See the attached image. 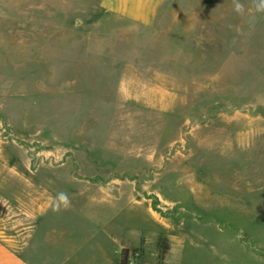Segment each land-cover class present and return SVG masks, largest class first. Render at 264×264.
<instances>
[{
    "label": "rangeland",
    "instance_id": "obj_1",
    "mask_svg": "<svg viewBox=\"0 0 264 264\" xmlns=\"http://www.w3.org/2000/svg\"><path fill=\"white\" fill-rule=\"evenodd\" d=\"M175 6L167 51L115 18L73 27L78 0H0V229L21 242L28 184L31 263L264 264V0Z\"/></svg>",
    "mask_w": 264,
    "mask_h": 264
},
{
    "label": "crops",
    "instance_id": "obj_2",
    "mask_svg": "<svg viewBox=\"0 0 264 264\" xmlns=\"http://www.w3.org/2000/svg\"><path fill=\"white\" fill-rule=\"evenodd\" d=\"M78 1H80L81 4L88 5L92 12L89 18L78 14L75 15L72 22L73 27H82L88 20H92V14L95 16V20L99 19V15L115 18L120 22L128 24V26L121 31V34L130 33V39H133L135 38L138 30L144 31V33H149L152 37V47H161L165 50L167 47V51L170 44L166 38L164 39V37L170 31V25L177 19V14L183 11L182 8L175 6L179 0ZM170 13H172L173 17H170L169 20H167L168 14ZM27 14H29V11ZM186 14H191V11L186 12ZM202 20L205 21V18ZM154 37H157V40ZM129 43L130 42L127 44ZM138 44L140 46H146L140 44L139 42ZM189 45L196 48L194 41H190ZM125 52L128 51L125 50ZM136 53L137 52L134 51L135 55L133 59L139 62L137 59L140 55ZM165 57H167V55ZM137 75L138 74H133L127 77L126 82L123 83L120 88L121 94L124 93L125 96H128L129 94L134 96L136 95L133 90L135 89L134 87L136 85L135 80L138 77ZM152 78L155 82L152 85L153 93H151L148 97L154 101L152 103L154 108L164 109L168 104L165 103L164 100L167 99L168 94L173 93V88L169 86V83H171L169 80L173 79V74L171 75L155 71ZM125 87L130 88L131 90H126ZM146 94H148V92H146ZM28 186L29 185L27 184L24 188V191H27L28 194H26V198L22 199V229L17 233L18 236H21V242L19 244L18 242H15V239L17 238L12 231L0 229V264H39V255L34 258L35 262L31 263L28 257L29 242H26V238L29 235L30 230L33 229V226L36 225L35 219H38L40 212L43 210V205L40 203L41 201L38 197L30 198ZM36 253H39V247L37 248Z\"/></svg>",
    "mask_w": 264,
    "mask_h": 264
},
{
    "label": "trees",
    "instance_id": "obj_3",
    "mask_svg": "<svg viewBox=\"0 0 264 264\" xmlns=\"http://www.w3.org/2000/svg\"><path fill=\"white\" fill-rule=\"evenodd\" d=\"M159 246L161 247L160 255H159V260H162V259L164 258V254H165V250H166V248L163 249L162 244H160V243H159ZM163 250H164V251H163ZM122 252H123V253L126 252V249H124ZM123 256H124V254H123ZM120 264H122V261H120Z\"/></svg>",
    "mask_w": 264,
    "mask_h": 264
}]
</instances>
